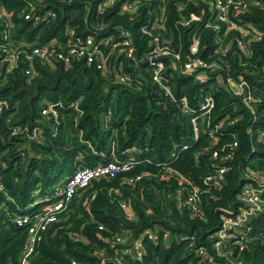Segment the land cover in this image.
Instances as JSON below:
<instances>
[{
    "label": "trees",
    "instance_id": "1",
    "mask_svg": "<svg viewBox=\"0 0 264 264\" xmlns=\"http://www.w3.org/2000/svg\"><path fill=\"white\" fill-rule=\"evenodd\" d=\"M29 1L34 0H0V40L5 31L15 45L54 41L65 48L68 41L88 34L113 33L114 39L115 26L123 24L133 31L140 52L145 43L138 35L141 10L120 13L112 5L98 13L103 0H35L32 11L39 18L34 20L24 17ZM243 1L245 7L232 17L250 22L260 37L250 43L248 64L235 68L242 71L257 102L250 111L227 89L213 88L209 122L199 125L196 137L188 115L160 91L144 63L128 60L119 50L113 52L107 71L82 58L34 61V75L24 73L22 59L12 68L0 65V264H19L26 229L14 222V216L53 200L54 190L76 168L127 159L134 161L130 169L92 178L75 190L35 243L28 263L69 264L73 258L79 264H211L201 261L195 248L208 246L220 214L236 208V194L246 179L243 172L264 175V0ZM163 4L166 32L186 43L197 22L174 26V19L187 10L199 12V7L188 3L177 11L174 1ZM200 34L208 43L209 29H200ZM238 54L233 43L226 58L234 60ZM121 71L128 75L124 81L116 77ZM166 72H171L175 94H185L193 104L200 83L171 68ZM48 103L55 115L41 113ZM238 114L237 120H228ZM223 117L212 138L207 131ZM15 126L19 130L12 132ZM35 127L38 133L29 136ZM233 137L237 146L226 159L224 181L202 183L201 176L214 167L210 151ZM136 174L141 177L125 180ZM183 178L203 189L201 216L190 217L180 202L186 193ZM177 187L182 189L180 196L174 191ZM120 201L128 204L132 218H125ZM250 223L252 231L242 249L234 247L228 258L215 257L217 264H264V212ZM152 227L159 229L152 238L142 235L140 249L123 251L130 238ZM120 228L125 233L117 242Z\"/></svg>",
    "mask_w": 264,
    "mask_h": 264
},
{
    "label": "built area",
    "instance_id": "2",
    "mask_svg": "<svg viewBox=\"0 0 264 264\" xmlns=\"http://www.w3.org/2000/svg\"><path fill=\"white\" fill-rule=\"evenodd\" d=\"M34 1L27 3L24 17L31 16L34 20H38L39 16L32 11L34 10ZM163 1L103 0L97 6L98 13L112 5L120 13L133 14L137 10L143 11V19L138 25V35L145 40L141 52L134 40L133 31L123 24L115 26L114 39L113 33L102 36L88 34L79 41H68L65 48L55 46L54 41L33 45L23 41L15 45L3 31L0 40V65L12 68L19 59H22L26 62L24 73L34 75L36 73L33 67L34 61L61 60L66 63L73 58H82L95 68L107 71L113 52L119 50L128 60H138L144 63L149 71V78L158 85L165 96L179 105L181 112L188 115L195 137L199 125L209 122L214 107V98L211 94L213 88L220 86L227 89L238 96L246 108L253 111L257 101H255L242 71L235 68L248 64L247 59L251 57L250 43L260 37V32L250 22L232 17L239 8L245 7V2L243 0H170L175 2L177 11L187 8L188 3L199 7V12L187 10L185 14L180 13L174 19V26H189L191 22H197V26L189 33L186 43H183L179 37L174 39L172 32H166L164 28L166 15L163 14ZM249 3H254V1L250 0ZM143 5L145 7L142 9ZM200 29H209L211 37L208 43H204V36H201ZM229 32L234 33L232 37L227 36ZM96 33L100 32L96 31ZM233 43L239 53L234 60L226 58ZM167 68L175 70L179 75H191L200 83L201 88L198 91V96L194 98L193 104L185 94H175L169 83L171 72L167 73ZM116 77L118 81H124L128 75L121 71ZM41 113L55 115L53 104L45 105L41 108ZM238 116L239 114L232 118L229 117L228 120L233 122L238 119ZM223 120L224 117L213 124V127L207 131L209 136L215 137L214 132ZM17 130L19 128L15 126L11 131L17 132ZM37 130L36 127L33 128L29 136L37 134ZM236 146L237 139L233 137L230 141L222 143L218 148H213L210 151V158L214 159V167L211 172L201 176L202 183L211 185L218 181H224L226 159L231 157ZM133 163L132 159L109 160L104 163L78 167L64 179L60 187L54 190L51 196L53 200L44 203L32 212L14 216V222L17 225H24L26 229V236L21 244L19 264H29L28 260L35 243L41 239L48 224L57 220V213L65 209L77 188L85 186L92 178L110 176L119 171L130 169ZM242 176L246 179L236 194L238 201L236 208L230 210L229 213L220 214L219 225L210 235L208 246L200 244L195 248V254L205 263L217 264L215 259L217 256L228 258L234 247L240 251L252 231L250 222L264 212V175L244 171ZM140 177L141 174H136L133 177H126L125 180L130 182ZM183 181L186 184H183L186 187V193L180 202L187 208L190 217L201 216L199 203L202 187L187 178H183ZM174 191L176 195L180 196L182 189L177 187ZM119 204L125 218H132L128 204L125 201H120ZM97 226L101 228V225ZM158 229V227L145 229L133 241L130 238L129 245L123 248V251L140 249L142 235L152 238ZM124 233L125 230L120 228L115 233V241H121ZM72 234L74 233L71 232L70 235ZM162 236L167 237V232H162ZM180 238L183 237L180 236ZM189 238L191 241L193 240V236H189ZM69 264L79 263L70 258ZM233 264L243 263L234 262Z\"/></svg>",
    "mask_w": 264,
    "mask_h": 264
},
{
    "label": "water",
    "instance_id": "3",
    "mask_svg": "<svg viewBox=\"0 0 264 264\" xmlns=\"http://www.w3.org/2000/svg\"><path fill=\"white\" fill-rule=\"evenodd\" d=\"M26 162H28V160H26Z\"/></svg>",
    "mask_w": 264,
    "mask_h": 264
}]
</instances>
